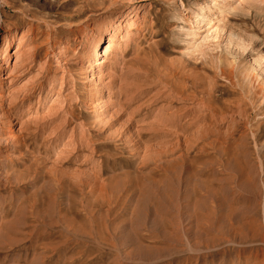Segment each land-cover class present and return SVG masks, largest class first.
Here are the masks:
<instances>
[{
    "label": "rangeland",
    "instance_id": "1",
    "mask_svg": "<svg viewBox=\"0 0 264 264\" xmlns=\"http://www.w3.org/2000/svg\"><path fill=\"white\" fill-rule=\"evenodd\" d=\"M0 264H264V0H0Z\"/></svg>",
    "mask_w": 264,
    "mask_h": 264
},
{
    "label": "bare ground",
    "instance_id": "2",
    "mask_svg": "<svg viewBox=\"0 0 264 264\" xmlns=\"http://www.w3.org/2000/svg\"><path fill=\"white\" fill-rule=\"evenodd\" d=\"M122 13L123 12H120V13H117V16L119 17V16H122ZM124 15V14H123ZM114 18H116V14H114L113 15V17L111 18L112 19V21H109V23H108V25H107V28L105 29V32H104V34L101 36V38H102V40L103 41H108L109 39H110V37H111V35H112V28H113V21H114ZM110 19V20H111ZM7 35V34H6ZM6 35H4V37L6 36ZM8 36V35H7ZM99 44H100V42L98 41H96L95 42V44L93 45L94 47L92 48V50H91V56H92V59L93 58H96V56L98 55L97 53H98V46H99ZM3 46H4V48L6 49V46H7V43L6 42H4L3 43ZM94 60V59H93ZM92 60V61H93ZM98 62V61H97ZM177 76V75H176ZM175 80V79H174ZM181 86V85H180ZM184 87V86H183ZM179 88H181V87H179ZM176 91V90H175ZM174 91V92H175ZM177 93H178V91H177ZM185 95V94H184ZM189 95V94H188ZM166 112V111H165ZM87 146V145H86ZM159 158V157H158ZM161 159V158H160Z\"/></svg>",
    "mask_w": 264,
    "mask_h": 264
}]
</instances>
